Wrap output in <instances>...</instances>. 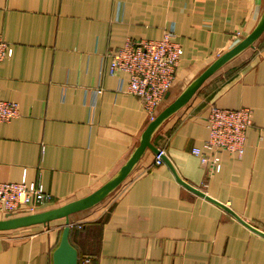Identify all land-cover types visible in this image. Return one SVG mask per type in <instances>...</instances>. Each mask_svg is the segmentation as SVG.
<instances>
[{"label":"crops","instance_id":"obj_1","mask_svg":"<svg viewBox=\"0 0 264 264\" xmlns=\"http://www.w3.org/2000/svg\"><path fill=\"white\" fill-rule=\"evenodd\" d=\"M263 11L264 0H0V33L14 48L0 64V99L20 106V116L0 124V181L42 183L52 198L42 210L91 194L127 162L152 121L123 91L128 75L110 74L111 54L174 27L184 53L158 115L251 33ZM212 104L254 114L244 155L221 153L217 172L192 153L205 150ZM152 143L171 165H153L157 154L148 149L107 198L70 216L79 254L92 264H264V235L177 179L264 233V32ZM64 226L59 219L0 231V264H53Z\"/></svg>","mask_w":264,"mask_h":264},{"label":"built area","instance_id":"obj_2","mask_svg":"<svg viewBox=\"0 0 264 264\" xmlns=\"http://www.w3.org/2000/svg\"><path fill=\"white\" fill-rule=\"evenodd\" d=\"M13 46L0 33V64L11 58ZM183 47L177 40L174 27L165 31L162 39H129L111 54L110 74L128 75L124 92L137 96L153 120L159 105L170 91L177 77V69L183 57ZM122 90V89H121ZM101 93V91H99ZM20 116L19 103L0 99V124ZM209 131L204 148L194 147L192 153L203 166L216 172L221 168V153L241 158L248 142V130L254 124L253 109L222 108L212 104L206 117ZM206 150L213 151L212 155ZM161 150L153 165L163 163ZM51 195L40 182L0 181V214L22 215L42 210L51 201ZM91 255L82 254L78 264H92Z\"/></svg>","mask_w":264,"mask_h":264},{"label":"water","instance_id":"obj_3","mask_svg":"<svg viewBox=\"0 0 264 264\" xmlns=\"http://www.w3.org/2000/svg\"><path fill=\"white\" fill-rule=\"evenodd\" d=\"M264 32V11L263 14L253 29L246 37H244L239 43H237L230 50L223 53L217 59H215L205 70L201 72L188 86L187 88L166 108H164L146 127L144 130L139 145L134 149L133 153L127 160V162L120 168V170L110 178L105 184L99 187L97 190L91 194L65 203L61 206L49 208L46 210L38 211L35 213L13 215L7 214L4 218H0V231H11L18 230L22 228H27L36 225H48L51 222L59 219H65V226L62 231L61 239L58 246L53 251L52 259L53 264H78L79 252L77 248L70 241V216L77 212L91 208L105 198H107L114 190H116L130 175L135 166L139 163L144 153L150 149L156 154H160V150L157 149L152 143V137L154 133L159 129V127L176 111L183 107L196 93V91L204 84V82L215 74L220 68L225 64L230 62L240 53L248 49L249 47H254L255 42L261 37ZM169 96V92L166 97ZM162 158L169 164L170 162L166 159L165 155ZM180 183H182L186 188L194 192L195 194L210 200L217 205L221 206L223 209L234 215L238 220L244 223L249 228L254 231L259 232L264 235L263 232L257 230L255 227L247 223L239 215H237L230 207L215 200L209 196L203 190L190 185L186 181L178 177Z\"/></svg>","mask_w":264,"mask_h":264},{"label":"rangeland","instance_id":"obj_4","mask_svg":"<svg viewBox=\"0 0 264 264\" xmlns=\"http://www.w3.org/2000/svg\"><path fill=\"white\" fill-rule=\"evenodd\" d=\"M167 93H168V92H167ZM167 93H166V94H167ZM215 105H216V104H215ZM219 107H220V106H219ZM205 141H206V140H205ZM241 158H242V157H241ZM216 172H217V171H216ZM4 217H5V215H2V217H0V218H4Z\"/></svg>","mask_w":264,"mask_h":264},{"label":"trees","instance_id":"obj_5","mask_svg":"<svg viewBox=\"0 0 264 264\" xmlns=\"http://www.w3.org/2000/svg\"><path fill=\"white\" fill-rule=\"evenodd\" d=\"M80 255V254H79Z\"/></svg>","mask_w":264,"mask_h":264}]
</instances>
